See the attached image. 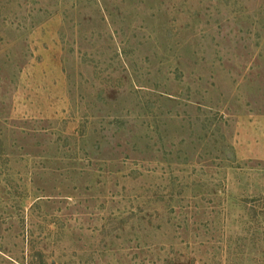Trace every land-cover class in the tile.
Listing matches in <instances>:
<instances>
[{
    "label": "rangeland",
    "instance_id": "1",
    "mask_svg": "<svg viewBox=\"0 0 264 264\" xmlns=\"http://www.w3.org/2000/svg\"><path fill=\"white\" fill-rule=\"evenodd\" d=\"M264 264V0H0V264Z\"/></svg>",
    "mask_w": 264,
    "mask_h": 264
},
{
    "label": "trees",
    "instance_id": "2",
    "mask_svg": "<svg viewBox=\"0 0 264 264\" xmlns=\"http://www.w3.org/2000/svg\"><path fill=\"white\" fill-rule=\"evenodd\" d=\"M39 264H44L43 262H39Z\"/></svg>",
    "mask_w": 264,
    "mask_h": 264
}]
</instances>
